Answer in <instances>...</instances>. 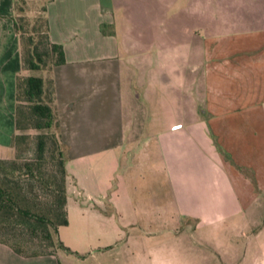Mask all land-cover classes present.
<instances>
[{
	"label": "crops",
	"instance_id": "obj_1",
	"mask_svg": "<svg viewBox=\"0 0 264 264\" xmlns=\"http://www.w3.org/2000/svg\"><path fill=\"white\" fill-rule=\"evenodd\" d=\"M32 1L64 56L49 79L74 222L70 252L0 243V264H264V0ZM16 15L0 0L2 159Z\"/></svg>",
	"mask_w": 264,
	"mask_h": 264
},
{
	"label": "trees",
	"instance_id": "obj_2",
	"mask_svg": "<svg viewBox=\"0 0 264 264\" xmlns=\"http://www.w3.org/2000/svg\"><path fill=\"white\" fill-rule=\"evenodd\" d=\"M25 1L33 4L15 0L21 72L15 78L13 156L0 158V243L30 257L70 250L56 237L67 224L66 170L51 80L32 74L51 70L64 56L48 38L43 5L29 17L19 13Z\"/></svg>",
	"mask_w": 264,
	"mask_h": 264
},
{
	"label": "rangeland",
	"instance_id": "obj_3",
	"mask_svg": "<svg viewBox=\"0 0 264 264\" xmlns=\"http://www.w3.org/2000/svg\"><path fill=\"white\" fill-rule=\"evenodd\" d=\"M21 9H22V11L19 12V13L22 14V15H24V14L27 15L28 12L32 11V4L29 1H25L23 4H21ZM29 17H31V16H29ZM49 73H50V69H48L46 71H43L41 73L40 72H36V73H32V74L35 75V76H40L41 78H45V80H47V79H49ZM98 110H99L98 111V115H99L98 118H100V119H98V121L99 120L103 121V119H105V113L107 111V107L105 106V101L104 100H101V103H100V106H99ZM57 127H58V123H57ZM27 153H28V151L24 152L23 156H27ZM8 156L9 157L13 156V150L12 149L9 150ZM67 222H69V223H67L68 224V229H72V223L74 221H73V212H72L71 209L68 212Z\"/></svg>",
	"mask_w": 264,
	"mask_h": 264
}]
</instances>
